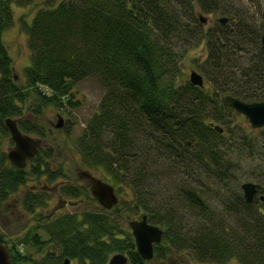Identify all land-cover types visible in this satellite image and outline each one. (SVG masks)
<instances>
[{
  "label": "trees",
  "instance_id": "trees-1",
  "mask_svg": "<svg viewBox=\"0 0 264 264\" xmlns=\"http://www.w3.org/2000/svg\"><path fill=\"white\" fill-rule=\"evenodd\" d=\"M58 1L46 0L31 24H22L30 64L20 85L1 37L14 24L12 4L28 7L32 0H0V134L9 135L4 122L11 119L20 132L44 138L37 121L43 110L68 114L77 106L74 86L96 77L104 94L77 138L79 154L88 169L106 172L113 186L128 187L134 202L122 203L121 211L146 215L163 231L162 241L154 246L153 258L144 261L122 228L116 205L49 220L38 212L48 194L29 190L20 203L36 224L22 239L5 245L12 264H63L65 259L107 264L115 254L125 255L127 264H152L180 251L203 263L235 259L264 264V213L233 191L219 218L203 199L208 191L199 185L203 174L224 185L235 180L233 173L230 179L225 175L235 151L249 150L252 157L257 148L264 153V128L254 141L225 139L212 127L225 124V111L231 110L226 96L264 102V15L259 26L248 22L233 9V0ZM196 10L201 15L220 12L228 22L203 29ZM203 43L208 57L199 69L209 85L199 88L184 78L181 65L185 50ZM27 112L32 121L24 117ZM62 131L68 134L69 127ZM262 153L256 158L260 162ZM51 158V149L40 147L26 168L18 169L0 141V206L30 177L67 180L61 165L49 164ZM175 174L183 180L161 192L160 179ZM257 189L261 195L262 187ZM56 191L66 199L85 197L96 204L84 186L64 182ZM18 245L38 248L43 257L34 261L19 253Z\"/></svg>",
  "mask_w": 264,
  "mask_h": 264
},
{
  "label": "rangeland",
  "instance_id": "rangeland-1",
  "mask_svg": "<svg viewBox=\"0 0 264 264\" xmlns=\"http://www.w3.org/2000/svg\"><path fill=\"white\" fill-rule=\"evenodd\" d=\"M46 0H32L28 7L19 6L12 4V11L14 16V24L12 27L3 32L1 40L6 48V52L9 58L12 60V67L15 75V81L20 85L24 83V69L30 64V52L27 47V37L23 32V22L27 25L31 24V21L35 15V11L44 6ZM231 1V0H229ZM54 4H57L58 0H52ZM234 8L237 9L238 13L245 14L247 16L248 22L256 21L255 25L261 23L259 20L264 15V2L262 0H233ZM199 11L196 10L197 17H199ZM205 19V23L202 24L203 29H208L218 18L222 17L220 12L213 14L201 15ZM201 24V23H200ZM184 51V50H182ZM208 57L206 45L197 44L189 47L185 50L183 64L181 65V70L184 78L188 80L189 74L192 70L196 71L202 76L199 69L200 65L206 61ZM198 65V66H197ZM203 85H209L208 81H204ZM211 90V89H210ZM73 101L77 103L76 108L68 111L67 113H57L56 110L52 108L44 109L41 116L37 119L38 123L43 127L45 132V137L40 138L35 134H25L30 138L39 140L40 144L38 148H42L44 151L51 149L52 158L48 159L50 165H61L65 170V179H57L54 182H47L45 176L40 177L35 180L33 177L28 178L25 186H22L18 193L12 195L8 201L0 206V235L6 244H12V242H17V240L22 239V237L27 233L30 228L36 224L34 223L35 216L33 214H28L22 210L21 198L29 190L38 193L41 190L48 191V195L45 196L47 199L46 205H43L39 209V213L42 217L49 220L56 218L55 215L65 214V213H75L81 211H91L96 207H100L96 202L94 205L91 201L87 200L85 197H79L75 199H65L61 200L57 197L54 186L59 188L62 183H70L72 186H84L86 187L85 181L79 179L78 174L82 171L89 172L93 177L107 183L111 186L110 177L102 169H88L83 163V160L77 149V138L81 135L84 130L88 120L96 112L99 102L104 94L99 81L96 77H87L84 80L77 83L73 90ZM225 124H218L223 129L224 138L228 139L229 136L234 137L236 140L240 137L246 136L248 139H253L254 141H259L261 138L260 129L253 130L246 119L235 113L232 109L226 110L224 114ZM32 121V116L27 114L24 116ZM62 119V127L55 128L58 118ZM64 126L69 127V133L65 134L62 129ZM1 149L7 154V152L12 149L13 144L9 137L1 136ZM239 140L237 143L238 144ZM261 147V146H258ZM249 150L243 149L240 151H235L232 158H229L227 170L225 175L230 179L231 174L236 177L235 180H229L226 182L227 189L221 191V187L224 183L218 182L216 179H210L205 177L204 174L200 179V184L203 189L207 192L204 196V201L210 206L211 210L219 217L222 213V208H225V203H227L233 191H238L241 193L240 186L243 183L250 182L256 186L262 187L263 191L261 195H264V161L260 162L256 158L259 152H253L252 157ZM264 160V153H262ZM53 165V166H54ZM225 168V167H224ZM29 169V166L27 167ZM162 168H159V170ZM164 170H166L164 168ZM208 175V174H207ZM181 175L175 174L171 178L160 179L159 187L161 192L165 193L167 189H171L173 185L177 182L182 181ZM176 181V182H175ZM196 186V184L192 183ZM224 185V186H225ZM45 187V188H44ZM115 190V195L118 199L116 208L119 209L117 216L119 218L122 228L129 231L128 222L137 219V216H132L131 212H122V203L126 205L133 204L132 195L125 186V184L118 183L117 186H113ZM31 188V189H30ZM34 188L36 190H34ZM44 188V189H43ZM89 192V191H88ZM58 193V192H57ZM91 196V195H90ZM258 197V196H257ZM255 197L254 206L257 207L262 213H264V204L261 205L257 203L258 199ZM50 215H52L50 217ZM221 215V214H220ZM139 216V215H138ZM49 217V218H48ZM220 218V217H219ZM130 232V231H129ZM46 237L41 240L45 241ZM17 250L23 255H31L34 261L41 259L43 256L42 251L38 248L30 247L29 245H18ZM38 251V253H37ZM188 253L185 251L175 252L171 256H167L164 262H153L152 264H199L198 261L192 259L191 256H187ZM69 264H75L70 262ZM208 264H218V263H208ZM222 264H238L235 259H230Z\"/></svg>",
  "mask_w": 264,
  "mask_h": 264
},
{
  "label": "water",
  "instance_id": "water-1",
  "mask_svg": "<svg viewBox=\"0 0 264 264\" xmlns=\"http://www.w3.org/2000/svg\"><path fill=\"white\" fill-rule=\"evenodd\" d=\"M198 20L201 24L205 23V19L201 15H199ZM218 23L221 25L226 24L227 18H219ZM260 44L264 52V35L260 39ZM188 80L193 86L204 87L203 77L194 70L190 72ZM223 101L235 113L243 116L253 130L264 127V102L244 103L230 96L224 97ZM4 125L13 143V147L7 152L6 157L11 165L23 169L27 161L34 158L40 141L22 134L16 122L11 119L5 120ZM62 125V119L59 117L55 128H61ZM212 127L220 134L223 132V129L218 125H212ZM78 177L86 181L91 196L103 209L110 210L117 204L118 200L111 185L93 177L87 171L80 172ZM240 190L245 202L251 204L257 193L256 185L246 182L241 184ZM259 200L264 202V196H259ZM127 224L138 255L142 260L150 261L153 257V247L161 242L163 231L159 227L148 223L146 215H142L138 220L129 221ZM0 264H12L9 253L2 244H0ZM63 264H69V261L65 260ZM107 264H127V257L123 254H115L110 257Z\"/></svg>",
  "mask_w": 264,
  "mask_h": 264
},
{
  "label": "flooded vegetation",
  "instance_id": "flooded-vegetation-1",
  "mask_svg": "<svg viewBox=\"0 0 264 264\" xmlns=\"http://www.w3.org/2000/svg\"><path fill=\"white\" fill-rule=\"evenodd\" d=\"M26 166H27V165H26ZM83 181H84V180H83ZM85 184H86V181H85ZM86 187H87V190L89 191V194H90V190H89L87 184H86ZM44 188H45V187H44ZM44 188H43V189H44ZM53 189L55 190V193H56V195H55L54 197H57V198H59V199H61V200L66 201V200H65L66 198H63V197H61L60 195H58V193H57V191H56V186H54ZM34 190H36V189L34 188ZM40 191H41V192H44L45 194H49L48 191L45 192V191H43V190H41V189H40ZM256 196H259V194L257 193ZM45 203H47V199H46ZM45 205H46V204H45ZM65 214H67V213H65ZM65 214H59V215H55V216H56V218H58V217H60V216H62V215H65ZM51 216H52V215H50V217H51ZM48 218H49V217H48ZM51 248H52L51 246H45V247H44V249H46V250H47V249H48V250H52ZM187 256H189V255L187 254ZM189 257H190V256H189ZM65 260H68V259H65ZM65 260H64V261H65ZM64 261H63V262H64ZM68 261H69V260H68ZM70 262H71V261H69V263H70ZM198 263H199V264H208V263H203V262H198ZM195 264H197V263H195Z\"/></svg>",
  "mask_w": 264,
  "mask_h": 264
}]
</instances>
